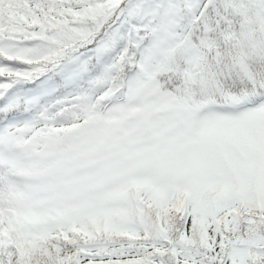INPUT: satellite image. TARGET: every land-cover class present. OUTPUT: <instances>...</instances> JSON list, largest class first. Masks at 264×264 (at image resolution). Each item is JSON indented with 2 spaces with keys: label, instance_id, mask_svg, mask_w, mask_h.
<instances>
[{
  "label": "snow or ice",
  "instance_id": "6c2138e0",
  "mask_svg": "<svg viewBox=\"0 0 264 264\" xmlns=\"http://www.w3.org/2000/svg\"><path fill=\"white\" fill-rule=\"evenodd\" d=\"M0 264H264V0H0Z\"/></svg>",
  "mask_w": 264,
  "mask_h": 264
}]
</instances>
